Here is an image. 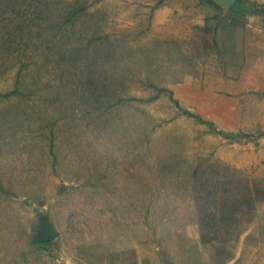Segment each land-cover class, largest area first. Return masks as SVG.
<instances>
[{"label": "rangeland", "instance_id": "374dc122", "mask_svg": "<svg viewBox=\"0 0 264 264\" xmlns=\"http://www.w3.org/2000/svg\"><path fill=\"white\" fill-rule=\"evenodd\" d=\"M247 15L0 0V264H264V91L239 68L264 12Z\"/></svg>", "mask_w": 264, "mask_h": 264}, {"label": "crops", "instance_id": "0c3cea01", "mask_svg": "<svg viewBox=\"0 0 264 264\" xmlns=\"http://www.w3.org/2000/svg\"><path fill=\"white\" fill-rule=\"evenodd\" d=\"M246 1H249L250 3L254 4L251 7V10L245 14L246 16H248L247 14L250 13L254 7L261 8V10L264 12V0H246ZM242 16H244V15H242ZM248 28H249V26L247 27L246 33L243 32L241 34V37H243L245 39H246V37H248V39L250 37L249 41H247V42L242 40V41L246 42L245 47H241L240 46V49L243 52H245V49L247 50V48L249 50V47H251V49H254V47L258 46V42L257 41H256V43L254 41H251L250 32L252 31L251 29H253V27H250L249 29ZM224 30H226V29H224ZM222 35H224V37H221V35H219V36L217 35V37L223 38V39H221V41H219V43L222 45L223 49H227V50L228 49H234L239 44V43H237L236 37L234 36L233 29H227L226 32H224ZM257 56H258V61L255 63L254 70L251 69L252 66H249V65H244L243 66V63H241L239 65L241 73L244 74L245 78H246V81L241 79L240 87H241L242 91H248V90L264 91V60L262 58V57H264V50L261 51L260 54L258 53ZM246 57H247L246 61H248L253 56H251L249 53H247ZM261 58H262L263 61L260 60ZM249 74L250 75L251 74L254 75V80L255 81L248 79V75ZM247 97H248V95H247ZM262 119H264V115H263Z\"/></svg>", "mask_w": 264, "mask_h": 264}, {"label": "trees", "instance_id": "16d2710c", "mask_svg": "<svg viewBox=\"0 0 264 264\" xmlns=\"http://www.w3.org/2000/svg\"><path fill=\"white\" fill-rule=\"evenodd\" d=\"M207 2L211 3L212 5L219 7V4L212 0H206ZM253 3H250L249 1L246 0H236L233 6L231 7L230 11H232L235 14L238 15H245L247 12L251 10V7L253 6ZM186 114H191L189 111H184ZM207 122V121H206ZM208 123V122H207ZM39 244H50L52 241H38Z\"/></svg>", "mask_w": 264, "mask_h": 264}, {"label": "water", "instance_id": "95a60500", "mask_svg": "<svg viewBox=\"0 0 264 264\" xmlns=\"http://www.w3.org/2000/svg\"><path fill=\"white\" fill-rule=\"evenodd\" d=\"M216 3L224 5L227 9H231L236 0H213ZM53 239V235L49 229L46 232L41 233L39 241L47 242Z\"/></svg>", "mask_w": 264, "mask_h": 264}]
</instances>
